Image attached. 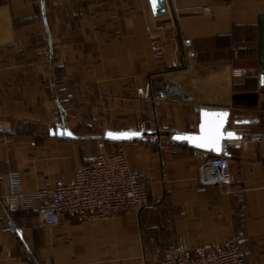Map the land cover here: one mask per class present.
<instances>
[{
  "label": "crops",
  "instance_id": "obj_1",
  "mask_svg": "<svg viewBox=\"0 0 264 264\" xmlns=\"http://www.w3.org/2000/svg\"><path fill=\"white\" fill-rule=\"evenodd\" d=\"M0 0V264H158L170 251L241 238L247 264H264V138L225 142L233 180L207 185L196 149L158 137L105 141L126 146L149 201L107 220L65 214L45 226L36 208L60 181H73L100 151L105 130L197 131L192 106L230 108L264 134L258 17L264 0ZM207 7L208 12L204 9ZM257 76H256V75ZM257 92L237 107L233 95ZM67 124L78 138L52 137ZM154 123V124H153ZM146 125V126H144ZM36 195L8 203V175Z\"/></svg>",
  "mask_w": 264,
  "mask_h": 264
},
{
  "label": "built area",
  "instance_id": "obj_2",
  "mask_svg": "<svg viewBox=\"0 0 264 264\" xmlns=\"http://www.w3.org/2000/svg\"><path fill=\"white\" fill-rule=\"evenodd\" d=\"M205 12L209 9L205 7ZM256 75V74H255ZM257 76V75H256ZM71 142L73 139H67ZM161 151L170 142L157 139ZM100 151L87 166L79 168L73 181H60L42 195L43 203L36 208L38 221L45 226L59 225L65 214L80 219L107 220L119 212H139L149 201V188L132 169L126 146L116 144L107 150L105 140ZM194 157L202 163V180L207 185L232 183V164L223 154L198 150ZM8 203H23L25 209L34 207V194L22 189L18 173L8 175ZM5 205L0 197V207ZM241 238L232 236L222 245L203 246L166 253L158 264H247L240 247Z\"/></svg>",
  "mask_w": 264,
  "mask_h": 264
},
{
  "label": "water",
  "instance_id": "obj_3",
  "mask_svg": "<svg viewBox=\"0 0 264 264\" xmlns=\"http://www.w3.org/2000/svg\"><path fill=\"white\" fill-rule=\"evenodd\" d=\"M152 10L157 15H164L167 13L166 0H149ZM258 70L260 77L264 78V14H260L258 17ZM233 104L237 107H253L258 104V93L257 92H240L233 95ZM191 109L197 113L198 116V130L197 131H160L158 127L155 129H124V130H112L107 129L102 135V139L105 141L113 142H127L137 138H145L148 136L160 138L162 135H168L172 141L178 143H186L189 147L196 150L207 151L215 155L223 154L224 156L230 157L231 153L228 150V145L225 142L230 140H241V139H253L259 140L264 138V134L260 133H247L238 132L233 128L228 129L230 118L232 117L234 125L247 126L259 122L258 118L248 117L243 113L234 112L230 108H207L200 106H192ZM203 125V130H202ZM219 126V150L215 147L207 146L201 147V141L197 138L206 137L210 132H213L216 127ZM12 128L11 121L0 120V132L10 131ZM108 132H139L140 136L133 137H121L112 138L108 136ZM49 133L52 137L76 139L78 135L71 130V128L65 123L62 125L51 124L49 125ZM68 133H71L69 135ZM228 133L233 135L229 136ZM177 137H183L178 139Z\"/></svg>",
  "mask_w": 264,
  "mask_h": 264
},
{
  "label": "snow or ice",
  "instance_id": "obj_4",
  "mask_svg": "<svg viewBox=\"0 0 264 264\" xmlns=\"http://www.w3.org/2000/svg\"><path fill=\"white\" fill-rule=\"evenodd\" d=\"M153 4L155 5V0H153ZM203 130V125H202ZM71 135V133H68ZM141 133L139 132H108V136L112 138H121V137H133V136H140ZM229 136L233 135L232 133H228ZM178 139L183 137H177ZM201 141L200 146L201 147H207L212 146L215 147L217 150H219V139H220V133H219V126L216 127V129L213 132H210L209 135L206 137H200L197 138Z\"/></svg>",
  "mask_w": 264,
  "mask_h": 264
},
{
  "label": "rangeland",
  "instance_id": "obj_5",
  "mask_svg": "<svg viewBox=\"0 0 264 264\" xmlns=\"http://www.w3.org/2000/svg\"><path fill=\"white\" fill-rule=\"evenodd\" d=\"M154 124V123H153ZM144 126H146V125H144Z\"/></svg>",
  "mask_w": 264,
  "mask_h": 264
}]
</instances>
